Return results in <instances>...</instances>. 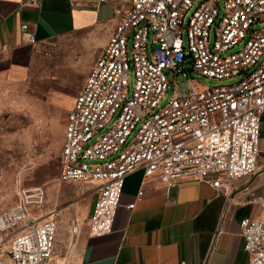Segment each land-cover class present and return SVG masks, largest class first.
<instances>
[{
	"label": "built area",
	"instance_id": "obj_1",
	"mask_svg": "<svg viewBox=\"0 0 264 264\" xmlns=\"http://www.w3.org/2000/svg\"><path fill=\"white\" fill-rule=\"evenodd\" d=\"M198 2L130 0L72 103L59 180L100 182L91 237L113 231L125 178L137 170L167 189L188 182L218 189L257 171L264 0H224L223 13L217 0ZM20 30L36 44L30 24ZM190 65L232 83L204 87L192 81ZM183 73L189 95L162 107L171 77ZM45 202L43 187L18 188L14 203L0 206V264H64L54 257L58 213L44 212ZM262 206L261 217L240 223L249 264H264Z\"/></svg>",
	"mask_w": 264,
	"mask_h": 264
},
{
	"label": "crops",
	"instance_id": "obj_2",
	"mask_svg": "<svg viewBox=\"0 0 264 264\" xmlns=\"http://www.w3.org/2000/svg\"><path fill=\"white\" fill-rule=\"evenodd\" d=\"M129 7L130 0H0V79L21 74L34 46L80 31L100 29L102 50ZM24 23L34 28L36 44L21 33ZM259 153L254 175L218 189L206 182L167 189L156 177L135 171L125 178L113 231L89 234L96 192L74 218L76 231L73 219L58 223L55 259L64 264H249L240 223L263 214L264 115ZM94 183L91 188H98L100 182Z\"/></svg>",
	"mask_w": 264,
	"mask_h": 264
},
{
	"label": "rangeland",
	"instance_id": "obj_3",
	"mask_svg": "<svg viewBox=\"0 0 264 264\" xmlns=\"http://www.w3.org/2000/svg\"><path fill=\"white\" fill-rule=\"evenodd\" d=\"M217 1L223 13L224 0ZM100 34V29L85 30L34 46L21 74L0 79V206L12 205L18 188L43 187V211H57L59 225L79 218L93 202L94 182H61L59 173L68 112L101 52ZM189 69L192 81L204 87L232 83ZM170 80L162 107L189 95L185 73ZM130 84L133 88V72Z\"/></svg>",
	"mask_w": 264,
	"mask_h": 264
},
{
	"label": "water",
	"instance_id": "obj_4",
	"mask_svg": "<svg viewBox=\"0 0 264 264\" xmlns=\"http://www.w3.org/2000/svg\"><path fill=\"white\" fill-rule=\"evenodd\" d=\"M192 62H193V61H191V60H190V61H188V63H192Z\"/></svg>",
	"mask_w": 264,
	"mask_h": 264
},
{
	"label": "trees",
	"instance_id": "obj_5",
	"mask_svg": "<svg viewBox=\"0 0 264 264\" xmlns=\"http://www.w3.org/2000/svg\"><path fill=\"white\" fill-rule=\"evenodd\" d=\"M60 166H61V159H60Z\"/></svg>",
	"mask_w": 264,
	"mask_h": 264
},
{
	"label": "bare ground",
	"instance_id": "obj_6",
	"mask_svg": "<svg viewBox=\"0 0 264 264\" xmlns=\"http://www.w3.org/2000/svg\"><path fill=\"white\" fill-rule=\"evenodd\" d=\"M59 261V260H58ZM62 262V261H61Z\"/></svg>",
	"mask_w": 264,
	"mask_h": 264
}]
</instances>
